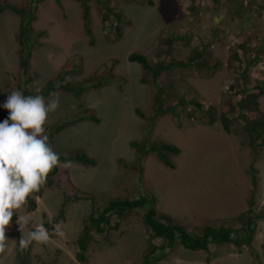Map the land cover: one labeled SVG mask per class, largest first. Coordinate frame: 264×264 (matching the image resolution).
I'll return each instance as SVG.
<instances>
[{"label": "rangeland", "instance_id": "374dc122", "mask_svg": "<svg viewBox=\"0 0 264 264\" xmlns=\"http://www.w3.org/2000/svg\"><path fill=\"white\" fill-rule=\"evenodd\" d=\"M0 2L26 8L36 16L33 28L44 31L32 43L24 73L18 60L21 17L0 10V103L11 90H39L67 61L74 67L71 80L84 86L78 97L57 90L46 99L59 97L44 127L60 163L40 190L14 210L5 226L7 248L0 252V264H17L22 233L27 236L38 224L49 229L50 240L32 243L29 264H142L149 234L142 208L111 214L105 231L92 233L84 259L76 257L91 199L101 208L109 199L138 196L193 233L211 226L228 227L236 235L244 228L237 214L250 205L255 215L251 244L163 248L157 264H264V134L251 146L244 126L255 106L248 94H258L256 106L264 115V0H87L89 36L83 0ZM100 2L118 11L121 20ZM167 38L172 42L163 54ZM131 52L150 63H187L148 84L140 80L145 75L141 66L127 59ZM195 102L214 107L212 121L200 119ZM87 108L97 121L86 117ZM8 112L0 108L1 120ZM221 116L230 119L228 130ZM62 121L66 123L54 132ZM158 142L179 149L166 154L172 166L155 152L136 149ZM77 152L93 163L69 157ZM65 200L63 214L57 216ZM152 242L163 245L158 237Z\"/></svg>", "mask_w": 264, "mask_h": 264}, {"label": "trees", "instance_id": "16d2710c", "mask_svg": "<svg viewBox=\"0 0 264 264\" xmlns=\"http://www.w3.org/2000/svg\"><path fill=\"white\" fill-rule=\"evenodd\" d=\"M58 4H60V0H55ZM87 0H83V19L85 23V30L87 35L89 36L91 30L89 28V17H88V7L86 5ZM100 7L105 10L106 13L111 14L116 21H120L121 17L118 11L114 10L112 7L105 5L103 2H100ZM9 10L18 14L21 17L19 31H18V43L20 44L21 53L19 56V66L23 70L24 73L28 71V61L32 53L33 42H36L37 35H42L44 33L43 30H35L32 26V21L35 20L36 16L29 12L26 8L20 7L16 4L9 2H0V10ZM103 13L104 17H107V14ZM117 27V26H116ZM116 34L119 33L118 28H116ZM172 42V38H167L163 46L161 48V52L163 54H168L169 46ZM199 55V54H198ZM200 56V55H199ZM196 58V57H195ZM127 59L132 62L138 63L144 74L140 80L142 82L151 84L156 83L158 77L166 70L173 66L185 65L186 61H158L156 63H150L147 58L137 52H131L128 54ZM189 61L194 59V56ZM204 64L205 61L198 62ZM74 71V67L69 66V62L67 61L62 67L57 71L54 78H50L47 80L44 85L39 89V91H24V95H42L47 97L57 91L62 90L71 93L75 97H78L80 93L83 91L84 86L81 83L74 82L71 80V72ZM91 81V79H89ZM94 83L93 85H96ZM160 95L161 92H158ZM258 94L250 93L248 94V102L251 105H255L251 108L250 116L246 119V123L244 124L246 131L248 132V143L249 145H255L254 141L257 138H261L264 134V130H259L260 127L264 126V115L263 113L258 111L256 106ZM195 107L202 113L200 116L202 117H210L209 121L213 120V106H208L206 108H202V105L198 102H195ZM85 115L89 119L93 121H97V118L93 114V110L87 108L85 110ZM189 117L193 116L191 114ZM198 115V114H195ZM198 115V116H199ZM8 116V113H7ZM1 120V118H0ZM220 122L225 130H228L230 119L225 116L220 117ZM65 121H62L56 124L53 127V131H58ZM262 134V135H261ZM262 146L264 147V140L261 141ZM146 145V144H145ZM143 144H139L138 147L136 145V149L140 152H155L156 155L165 163L167 166H172V163L166 158V154L177 153L179 149L176 146H173L167 142H158L149 144L147 147ZM69 157L72 160L82 162L84 164H91L93 161L87 157L84 153H74ZM52 172L56 171V166L52 168ZM252 184H255V178L252 176ZM29 199V197H28ZM30 200V199H29ZM92 208L87 218V222L84 225L78 239H77V247L78 252L76 257L78 260L82 261L84 259V251L86 249L87 243L89 242L92 233H103L106 229V225L108 224L109 216L111 214H115L117 216L122 215L126 211H132L137 208H142L144 210L142 221L143 224L149 231L148 234V244L145 251L142 254V264H157V262L164 256V252H162L163 248L171 251L177 246H182L186 249L191 250H207L209 244H222L226 242L234 241L237 245H249L252 239L253 232V224L255 215L252 213V209L250 205L237 214L236 218L242 222L244 228L241 230H236L235 234L234 230L228 227H211L206 226L200 232L193 233L188 231L183 225L173 222V220L168 216H162L157 213L152 202L144 196H138L132 199H109L107 200L101 208H96L94 205L93 199ZM33 204V203H32ZM66 204V200L62 202L57 216H62L63 209ZM251 204V203H250ZM158 237L162 240L163 245L157 246L152 239ZM33 243V242H32ZM32 243L27 245L26 248L17 247V264H29L27 259V254L32 246Z\"/></svg>", "mask_w": 264, "mask_h": 264}, {"label": "clouds", "instance_id": "9594fccd", "mask_svg": "<svg viewBox=\"0 0 264 264\" xmlns=\"http://www.w3.org/2000/svg\"><path fill=\"white\" fill-rule=\"evenodd\" d=\"M58 106V96L46 102L44 96L24 95L21 89L11 90L0 103V108L9 110L7 118L0 120V252L7 248L5 226L14 210L40 190L48 173L60 163L44 127L49 113ZM55 230L60 233L59 226ZM49 240V229L38 224L28 229L27 236L22 233L18 243L22 249L32 242L47 244Z\"/></svg>", "mask_w": 264, "mask_h": 264}, {"label": "crops", "instance_id": "0c3cea01", "mask_svg": "<svg viewBox=\"0 0 264 264\" xmlns=\"http://www.w3.org/2000/svg\"><path fill=\"white\" fill-rule=\"evenodd\" d=\"M251 241H252V239H251ZM250 244H251V242H250Z\"/></svg>", "mask_w": 264, "mask_h": 264}]
</instances>
